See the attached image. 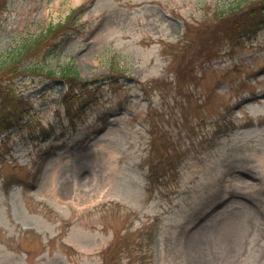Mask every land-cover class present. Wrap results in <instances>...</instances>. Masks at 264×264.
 <instances>
[{"label": "rangeland", "instance_id": "374dc122", "mask_svg": "<svg viewBox=\"0 0 264 264\" xmlns=\"http://www.w3.org/2000/svg\"><path fill=\"white\" fill-rule=\"evenodd\" d=\"M254 1L0 0V63L66 21L2 81L0 264H264V20L221 25Z\"/></svg>", "mask_w": 264, "mask_h": 264}, {"label": "trees", "instance_id": "16d2710c", "mask_svg": "<svg viewBox=\"0 0 264 264\" xmlns=\"http://www.w3.org/2000/svg\"><path fill=\"white\" fill-rule=\"evenodd\" d=\"M248 8L246 11L231 9V12L227 13L225 18H221V25L225 27L227 32L237 33L245 27L250 29L256 21L259 24L262 23L264 20V0H255ZM63 26L64 24L59 23L49 26L35 36L22 38L12 49L3 53L2 62L0 63V135L9 132L14 127H20L24 118L28 115V108H21L23 107L21 101L27 100L15 88H8V85L2 86L3 79L12 76L16 78L20 73L23 74L26 69L31 74H38L37 71L40 67L29 66V62L37 60L39 58L38 54H41L42 57L53 54L60 41L50 42L49 39ZM213 33L216 32L213 30ZM188 49H190V46L185 45L182 60L186 58ZM206 59L211 60L210 54L207 55ZM23 63L25 66H23ZM46 75L54 77L55 73L48 70ZM60 78L65 85L70 86L71 81L77 80V75L75 71L67 69L60 73ZM108 261L110 260L105 259L103 264H108Z\"/></svg>", "mask_w": 264, "mask_h": 264}, {"label": "bare ground", "instance_id": "6f19581e", "mask_svg": "<svg viewBox=\"0 0 264 264\" xmlns=\"http://www.w3.org/2000/svg\"><path fill=\"white\" fill-rule=\"evenodd\" d=\"M195 263L196 264H204L203 261H201V260H197V261H195Z\"/></svg>", "mask_w": 264, "mask_h": 264}]
</instances>
